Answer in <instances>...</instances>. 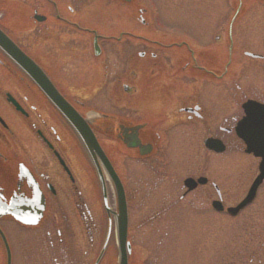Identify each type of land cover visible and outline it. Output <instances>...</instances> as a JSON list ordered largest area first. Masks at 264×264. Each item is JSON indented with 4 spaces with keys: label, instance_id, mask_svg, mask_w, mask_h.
<instances>
[{
    "label": "flooded vegetation",
    "instance_id": "af4514ba",
    "mask_svg": "<svg viewBox=\"0 0 264 264\" xmlns=\"http://www.w3.org/2000/svg\"><path fill=\"white\" fill-rule=\"evenodd\" d=\"M255 11L264 0H0V264H118L115 186L86 132L123 190L127 264H164L134 258L135 229L177 228L183 205L227 215L212 159L245 154L237 130L264 137Z\"/></svg>",
    "mask_w": 264,
    "mask_h": 264
},
{
    "label": "rangeland",
    "instance_id": "374dc122",
    "mask_svg": "<svg viewBox=\"0 0 264 264\" xmlns=\"http://www.w3.org/2000/svg\"><path fill=\"white\" fill-rule=\"evenodd\" d=\"M254 13L264 17V11ZM211 168L214 183L225 192V207L236 206L258 174L257 161L241 149L214 156ZM132 212V222L140 223L143 211ZM133 245L134 258L163 259L164 264H264V183L254 202L235 217L201 214L183 205L179 227L153 234L135 229Z\"/></svg>",
    "mask_w": 264,
    "mask_h": 264
},
{
    "label": "water",
    "instance_id": "95a60500",
    "mask_svg": "<svg viewBox=\"0 0 264 264\" xmlns=\"http://www.w3.org/2000/svg\"><path fill=\"white\" fill-rule=\"evenodd\" d=\"M24 59L25 60H21L22 62H20L23 69L30 76H33L29 60L27 58H24ZM45 91L47 92V94H49L52 97V90L45 88ZM54 100L56 101L57 106L61 109V112L66 117H69L70 122H73L72 120L73 115L67 111V109L59 102L58 98H56L55 96H54ZM236 134L239 138H241L245 142L247 146V149L245 151L246 154H251L255 158H260L261 162L258 167V175L253 181V183L251 184L246 197L236 207L227 209V213L231 216H235L240 210L245 208L247 205H249L254 200L258 188L264 182V137H261V140L259 141L258 139H255L253 136L252 137L242 136L238 130ZM82 137L85 138L86 146H88L89 149L91 148V146L95 147L96 153L101 158V161L103 162V165L105 169L107 170V173L109 174L110 178L112 179V182L114 183L116 198H117V210H118V213L115 215L116 216V236H117V243H118V249H119V256H118L119 263L118 264H127V252H126V248L128 249V245L126 242L127 212H126V204H125L123 190L120 184L116 181L115 175L113 174V171L110 168V165L108 164L107 160L105 159L104 155L102 154L97 144L95 142L94 144H91L89 142V138H92V136L88 134V132H86V134L82 135ZM205 145L208 148H210L209 142H206ZM218 206H219L218 202L213 203V207L216 210H220V207L218 208Z\"/></svg>",
    "mask_w": 264,
    "mask_h": 264
}]
</instances>
